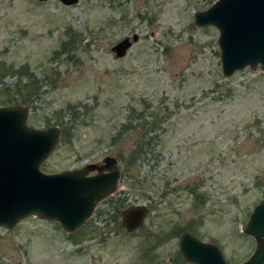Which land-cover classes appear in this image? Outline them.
<instances>
[{
    "label": "rangeland",
    "instance_id": "obj_1",
    "mask_svg": "<svg viewBox=\"0 0 264 264\" xmlns=\"http://www.w3.org/2000/svg\"><path fill=\"white\" fill-rule=\"evenodd\" d=\"M213 1L0 0V106L32 71L39 94L17 104L29 125L60 130L41 170L106 155L120 168L79 234L32 216L0 228V264H189L178 248L186 230L228 264L253 252L241 225L264 200V71L222 75L217 29L193 23ZM67 29L78 42L62 49ZM133 33L117 57L111 46ZM139 138L149 144L127 170L118 152ZM119 200L147 207L141 229L119 230ZM173 227L182 231L170 237Z\"/></svg>",
    "mask_w": 264,
    "mask_h": 264
},
{
    "label": "water",
    "instance_id": "obj_2",
    "mask_svg": "<svg viewBox=\"0 0 264 264\" xmlns=\"http://www.w3.org/2000/svg\"><path fill=\"white\" fill-rule=\"evenodd\" d=\"M59 1L70 5L78 0ZM193 23L217 29L224 77L245 67L264 71V0H214L194 12ZM137 39V33L124 36L111 50L121 57ZM59 136L57 126L29 125L24 106H0V228L12 229L32 216L57 222L68 233L76 232L97 203L116 189L120 168L112 155H106L101 164L89 162L79 170L43 172L41 163ZM147 212L143 204L123 209L121 227L127 233L139 229ZM241 231L255 240V248L239 264H264V200L244 219ZM178 248L189 264H228L215 245L201 242L187 230L179 235Z\"/></svg>",
    "mask_w": 264,
    "mask_h": 264
},
{
    "label": "trees",
    "instance_id": "obj_3",
    "mask_svg": "<svg viewBox=\"0 0 264 264\" xmlns=\"http://www.w3.org/2000/svg\"><path fill=\"white\" fill-rule=\"evenodd\" d=\"M72 32L73 30L67 29L65 33L63 34V38L60 41V46L62 49H65L67 44L74 46L78 42V35ZM23 72L26 74V80L24 82H21V84L19 85L17 83L15 84L16 85L15 91L7 94V96L5 97L6 99H4V103H18L19 101L24 103V102H27V100L30 97H34V96L36 97L39 94V86L37 85L38 79L36 78L34 73L26 69L21 71V73ZM73 112H74L73 113L74 118L78 117L75 111ZM142 125L139 124V126H142ZM64 133L65 132L63 130V134ZM141 135H142V138H144L145 133L143 132ZM142 138H139L138 140H136L132 148H130L127 153H124L123 151L118 152V156H120L121 160H123L124 166L127 168V170H128L129 165H132L141 154L146 152L145 146L149 144L148 142L149 140L145 142ZM120 203L122 204L121 200L110 203V208L114 207L115 210H117L116 215L115 216L113 215L112 217L113 221L117 220L115 217L119 214ZM101 213L102 212H100V214ZM116 225H117V222H116ZM79 231L80 230L76 231L75 234H79ZM181 231L182 229L180 227L179 228L173 227L169 231V236L170 237L177 236L180 234Z\"/></svg>",
    "mask_w": 264,
    "mask_h": 264
},
{
    "label": "flooded vegetation",
    "instance_id": "obj_4",
    "mask_svg": "<svg viewBox=\"0 0 264 264\" xmlns=\"http://www.w3.org/2000/svg\"><path fill=\"white\" fill-rule=\"evenodd\" d=\"M123 210V209H122ZM121 209H120V211H119V214L116 216V221L115 222H117L118 221V217H120V222H119V225H120V227H121V211H122ZM144 224V223H143ZM143 226V225H142ZM141 226V227H142ZM141 227L139 228V229H141ZM139 229H137V230H139ZM121 230H124L122 227H121ZM136 231V230H135ZM132 232H134V231H132ZM129 233H131V232H129Z\"/></svg>",
    "mask_w": 264,
    "mask_h": 264
}]
</instances>
